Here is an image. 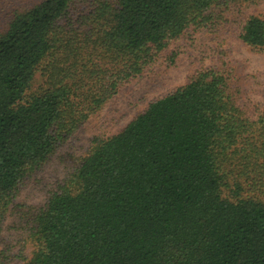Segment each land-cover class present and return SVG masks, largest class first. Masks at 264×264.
<instances>
[{
	"label": "trees",
	"instance_id": "obj_1",
	"mask_svg": "<svg viewBox=\"0 0 264 264\" xmlns=\"http://www.w3.org/2000/svg\"><path fill=\"white\" fill-rule=\"evenodd\" d=\"M252 0H35L0 30V264H264V106L221 62L89 150L2 227L28 180L176 45ZM237 38L264 52V16Z\"/></svg>",
	"mask_w": 264,
	"mask_h": 264
},
{
	"label": "rangeland",
	"instance_id": "obj_2",
	"mask_svg": "<svg viewBox=\"0 0 264 264\" xmlns=\"http://www.w3.org/2000/svg\"><path fill=\"white\" fill-rule=\"evenodd\" d=\"M33 1L0 0V30L9 10L27 8ZM246 15L264 16V0H252L236 12L225 13L224 27L214 25L183 39L176 45L177 53L172 63L153 68L88 119L25 181L14 201L16 208L3 224L2 238L16 242L24 212L43 205L56 185L86 154L93 140H103L119 132L154 99L185 84L199 68L213 67L221 62L238 67L248 76L249 98L264 106V52L250 51L237 38L238 23ZM12 264L21 263L14 261Z\"/></svg>",
	"mask_w": 264,
	"mask_h": 264
}]
</instances>
